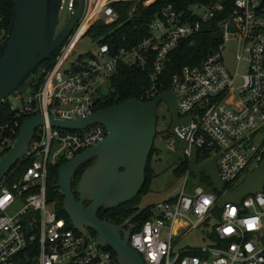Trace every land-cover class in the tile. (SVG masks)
I'll return each mask as SVG.
<instances>
[{
    "label": "built area",
    "instance_id": "2783aa9c",
    "mask_svg": "<svg viewBox=\"0 0 264 264\" xmlns=\"http://www.w3.org/2000/svg\"><path fill=\"white\" fill-rule=\"evenodd\" d=\"M79 1L61 0V18L64 13L73 17ZM84 1L82 18L58 53L41 90L30 95L22 109L11 107L16 120L7 123L0 116V159L15 144L21 119L42 115L46 120L21 161L30 167L19 181H12L11 172L0 184V264H18L28 252L33 253L36 264H119L98 237L71 227L58 214L48 193L51 169L105 141L107 130L94 125L80 132L65 131L53 128L49 120L52 116L73 120L95 114L96 95L102 87L94 86L99 79L115 74L121 62L149 73L146 99L154 101L163 94L160 89L164 88L170 56L182 42L194 44L203 24L220 14L228 13V18L220 27L219 48L200 65L185 66L173 77L171 92L179 98L180 118L194 119L189 126L177 129L168 144L173 147L179 139H187L198 149L199 164L217 158L226 188L235 189L264 161V0H204L187 9L167 5L137 46L113 56L109 45H101L94 57L80 62V57L74 60L77 48L93 26L100 21L106 25L119 22L115 4L137 2L134 13L139 5L150 8L159 0ZM5 29L0 17V43ZM229 42L238 45L234 73L223 56ZM184 151L191 160V150ZM192 175L189 169L183 176L179 197L149 207L150 220L140 228L130 220L125 222V229L132 233V248L146 264H264V193L221 210L219 203L229 191L224 195L207 192L202 180L194 184V193L187 195ZM200 229L208 231V246L179 249L183 240Z\"/></svg>",
    "mask_w": 264,
    "mask_h": 264
},
{
    "label": "water",
    "instance_id": "95a60500",
    "mask_svg": "<svg viewBox=\"0 0 264 264\" xmlns=\"http://www.w3.org/2000/svg\"><path fill=\"white\" fill-rule=\"evenodd\" d=\"M85 1H79L76 14L61 24V0H15V11L6 37L0 43V106L11 97L29 93L40 75L41 66L51 62L75 31L84 12ZM164 103L172 117L170 135L190 125L194 116L182 120L179 98L174 92L159 95L152 102L129 101L120 106L98 111L83 119L49 120L55 129L80 132L94 125L107 130L102 143L88 149L65 164L59 172L57 187L64 198L63 210L79 233L94 231L104 249H110L119 264H146L130 245L132 233L109 221H102V209L113 211L134 201L147 183V168L158 137V108ZM46 123L42 115L28 118L11 150L0 159V184L22 161L37 131ZM180 150H191L190 169L199 185L209 179L213 190L224 195L217 158L199 164L198 149L187 139H179ZM94 164L84 173L76 189L73 183L78 170ZM264 193V161L250 171L244 181L225 194L219 203L240 206L248 196ZM90 204L89 207L86 204Z\"/></svg>",
    "mask_w": 264,
    "mask_h": 264
},
{
    "label": "trees",
    "instance_id": "16d2710c",
    "mask_svg": "<svg viewBox=\"0 0 264 264\" xmlns=\"http://www.w3.org/2000/svg\"><path fill=\"white\" fill-rule=\"evenodd\" d=\"M199 1L203 2L204 0H159L150 8H145L144 6L139 5L134 13H132V11L137 2L117 3L114 5V8L120 16L119 22L114 25H106L104 22L100 21L93 26L88 33V36L98 42L99 47L101 45H109L112 55L116 56L121 49L133 48L146 38L150 24L165 6L173 4L179 8L187 9L190 4ZM14 11L15 0H0V17L4 19L6 24L3 39L6 37L10 28L14 17ZM227 18L228 13L218 15L212 22L203 24L202 30L196 36L194 44H192L191 41H184L180 44L178 50L170 56L167 72L164 74V88L160 89L162 93L170 92L173 89V77L185 66L200 65L210 54H212L213 51L219 48L222 42V31L220 27ZM57 56L58 54L54 56L51 62L44 63L41 66L40 75L36 78V83L32 88V93H38L41 90ZM87 57H94L93 53L87 56H81L79 61L82 62L83 60H86ZM104 80L108 81L109 93L104 94L102 90L98 91L96 95V112L114 108L133 100L148 102L146 94L151 85L148 72H143L137 67L129 66L121 62L118 65L117 72L108 79ZM11 107L12 104L9 100L0 106V116L7 119V123L16 120V114L12 112ZM27 119L28 117H25L20 120L21 126ZM9 151H7L6 154ZM156 154H159V151L155 147L147 168V183L141 194L131 203L123 205L116 210L106 211L105 209H102L99 213V218L102 221H111L113 224L124 226L125 222L130 220L131 223L140 228V226L150 220V208L140 210L139 205L142 197L149 193L150 185L155 177L152 162ZM65 164L67 163L60 162L57 166L51 169L48 193L50 202L56 203L58 214L62 218L66 219L69 225L73 227L69 216L63 210L64 198L61 191L57 187L59 183L60 169ZM91 166L92 163L82 166L76 174V180L73 183V191L77 199H79V195L76 194V189L82 176ZM29 167V163H21L14 168L11 173L12 181H19ZM189 169L190 160L186 159L176 169L175 174L179 178L183 177ZM206 181L212 185L209 179H206ZM226 189L229 192L234 190L229 186ZM125 227L128 229L127 226ZM89 233L94 237H98L94 231H89ZM106 250L115 255L110 249ZM32 254L33 253L28 252L22 255L18 264H36Z\"/></svg>",
    "mask_w": 264,
    "mask_h": 264
},
{
    "label": "rangeland",
    "instance_id": "374dc122",
    "mask_svg": "<svg viewBox=\"0 0 264 264\" xmlns=\"http://www.w3.org/2000/svg\"><path fill=\"white\" fill-rule=\"evenodd\" d=\"M68 18V14L64 13L61 18L60 28L63 27ZM98 49V42L94 41L92 37L86 36L78 46L74 60L77 61L81 56H87L92 53L94 54L98 52ZM237 49L238 45L236 43L229 42L226 45V50L223 52L225 65L233 73L237 69ZM94 87L96 89L102 87V92L104 94L109 93V85L108 81L106 80L99 79L98 83H96ZM32 94L33 93L31 90L21 98L11 97L9 101L16 109H22L24 105H27L29 101L28 99ZM158 119V137L155 142V147L159 151V154L154 156L152 162L155 177L153 178L150 185L149 193L142 197L141 203L139 205L140 210H145L154 205L164 204L172 198H177L181 195L184 189L185 178L177 177L175 171L187 158L185 151L180 150L179 142L176 141L173 147H170L168 144V140L172 139V135L169 133V130L172 126V117L167 105L164 103H162L158 108ZM206 179L207 178L203 179V183L201 184L202 187L205 188L207 192H213V185H210ZM244 179L245 177L240 181L239 184H241ZM194 190V176L192 175L188 183L186 194L192 195ZM11 214L14 215L16 212H11ZM207 232L208 231L206 229L194 231L180 243L179 249L185 247L200 248L208 246L206 242Z\"/></svg>",
    "mask_w": 264,
    "mask_h": 264
},
{
    "label": "flooded vegetation",
    "instance_id": "af4514ba",
    "mask_svg": "<svg viewBox=\"0 0 264 264\" xmlns=\"http://www.w3.org/2000/svg\"><path fill=\"white\" fill-rule=\"evenodd\" d=\"M158 124H159V122H158ZM93 164H94V162H92V165H93ZM79 199H80V197H79ZM79 199H78V200H79ZM86 206L89 207L90 204L87 203ZM120 227H122V228H124V229L126 228L125 225H124V226H120Z\"/></svg>",
    "mask_w": 264,
    "mask_h": 264
},
{
    "label": "crops",
    "instance_id": "0c3cea01",
    "mask_svg": "<svg viewBox=\"0 0 264 264\" xmlns=\"http://www.w3.org/2000/svg\"><path fill=\"white\" fill-rule=\"evenodd\" d=\"M220 209V208H219Z\"/></svg>",
    "mask_w": 264,
    "mask_h": 264
}]
</instances>
